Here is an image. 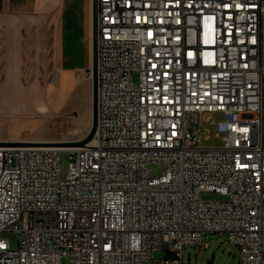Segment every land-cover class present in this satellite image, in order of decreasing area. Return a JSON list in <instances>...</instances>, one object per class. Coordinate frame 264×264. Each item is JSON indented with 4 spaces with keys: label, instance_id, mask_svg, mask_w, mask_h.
I'll use <instances>...</instances> for the list:
<instances>
[{
    "label": "built area",
    "instance_id": "2783aa9c",
    "mask_svg": "<svg viewBox=\"0 0 264 264\" xmlns=\"http://www.w3.org/2000/svg\"><path fill=\"white\" fill-rule=\"evenodd\" d=\"M92 42L94 139L0 146V264H185L211 233L264 264V0H95Z\"/></svg>",
    "mask_w": 264,
    "mask_h": 264
},
{
    "label": "rangeland",
    "instance_id": "374dc122",
    "mask_svg": "<svg viewBox=\"0 0 264 264\" xmlns=\"http://www.w3.org/2000/svg\"><path fill=\"white\" fill-rule=\"evenodd\" d=\"M53 28L48 20H42L28 29L24 49L25 76L21 82L10 84L16 98L6 102H14L15 105L7 111H0V141H82L92 128V28L87 21L84 29L86 36L74 51H67L65 45L62 50L60 31ZM134 81L138 86L137 75ZM5 86L8 84L0 79V91ZM222 119L219 113H206L203 116L206 129L202 138L204 146H222L223 140L218 137L217 130V123ZM212 120L215 125L208 124ZM207 136L209 138L205 139ZM70 162V153L63 152L61 175L64 179L69 173ZM165 169L164 165L152 166L155 175L163 174ZM201 200L218 202L227 199L216 193L204 192ZM0 237L9 240L13 249L18 247L16 232L6 231L0 233ZM184 252L185 264H208L213 255V264H240L241 259L239 247L231 245L223 233L206 234L202 247L187 246ZM155 257L163 260L166 252L158 251Z\"/></svg>",
    "mask_w": 264,
    "mask_h": 264
},
{
    "label": "crops",
    "instance_id": "0c3cea01",
    "mask_svg": "<svg viewBox=\"0 0 264 264\" xmlns=\"http://www.w3.org/2000/svg\"><path fill=\"white\" fill-rule=\"evenodd\" d=\"M94 1L0 0V79L8 84L0 91V111L15 105L6 101L16 98L10 84L21 82L25 76L24 49L32 24L48 20L54 31H60L61 48L65 45L67 51H74L86 36L87 21L93 31Z\"/></svg>",
    "mask_w": 264,
    "mask_h": 264
},
{
    "label": "water",
    "instance_id": "95a60500",
    "mask_svg": "<svg viewBox=\"0 0 264 264\" xmlns=\"http://www.w3.org/2000/svg\"><path fill=\"white\" fill-rule=\"evenodd\" d=\"M93 124L92 128L87 136L82 141H67V142H53V143H40V142H27V141H0V146H22V145H34V146H47V147H63V148H79L84 147L87 143L91 142L97 131L98 122V76H97V63L95 56V49H93ZM215 256L213 255L208 264H213Z\"/></svg>",
    "mask_w": 264,
    "mask_h": 264
},
{
    "label": "bare ground",
    "instance_id": "6f19581e",
    "mask_svg": "<svg viewBox=\"0 0 264 264\" xmlns=\"http://www.w3.org/2000/svg\"><path fill=\"white\" fill-rule=\"evenodd\" d=\"M40 143H53V142H40Z\"/></svg>",
    "mask_w": 264,
    "mask_h": 264
}]
</instances>
